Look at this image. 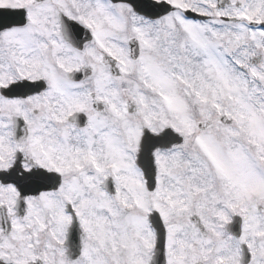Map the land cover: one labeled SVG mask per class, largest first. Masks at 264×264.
Wrapping results in <instances>:
<instances>
[{
  "label": "snow or ice",
  "instance_id": "snow-or-ice-1",
  "mask_svg": "<svg viewBox=\"0 0 264 264\" xmlns=\"http://www.w3.org/2000/svg\"><path fill=\"white\" fill-rule=\"evenodd\" d=\"M0 264H264V0H0Z\"/></svg>",
  "mask_w": 264,
  "mask_h": 264
}]
</instances>
